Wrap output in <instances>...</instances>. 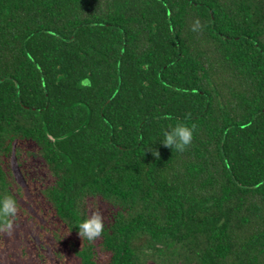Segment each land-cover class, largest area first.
Instances as JSON below:
<instances>
[{"label": "trees", "instance_id": "16d2710c", "mask_svg": "<svg viewBox=\"0 0 264 264\" xmlns=\"http://www.w3.org/2000/svg\"><path fill=\"white\" fill-rule=\"evenodd\" d=\"M177 124L182 152L159 140ZM23 150L82 264H264V0H0L16 201ZM92 211L89 241L75 225Z\"/></svg>", "mask_w": 264, "mask_h": 264}, {"label": "rangeland", "instance_id": "374dc122", "mask_svg": "<svg viewBox=\"0 0 264 264\" xmlns=\"http://www.w3.org/2000/svg\"><path fill=\"white\" fill-rule=\"evenodd\" d=\"M14 152L10 158L18 186V210L10 231L0 237V264H82L72 236L46 196L53 178L35 152Z\"/></svg>", "mask_w": 264, "mask_h": 264}, {"label": "clouds", "instance_id": "9594fccd", "mask_svg": "<svg viewBox=\"0 0 264 264\" xmlns=\"http://www.w3.org/2000/svg\"><path fill=\"white\" fill-rule=\"evenodd\" d=\"M199 27L200 24L197 20L193 25V31L198 30ZM192 137L193 128L184 124H177L164 130L162 139L159 140L165 147L175 148L177 151L182 152L191 143ZM147 146L152 155L159 158V151L149 144ZM17 210V201L12 195L0 194V230H11ZM75 227L78 229L81 238L92 241L104 231L103 216L99 211H92L91 214L88 213L79 220Z\"/></svg>", "mask_w": 264, "mask_h": 264}, {"label": "water", "instance_id": "95a60500", "mask_svg": "<svg viewBox=\"0 0 264 264\" xmlns=\"http://www.w3.org/2000/svg\"><path fill=\"white\" fill-rule=\"evenodd\" d=\"M213 16V15H212ZM214 17V16H213ZM53 139H54V137L53 136H51Z\"/></svg>", "mask_w": 264, "mask_h": 264}]
</instances>
